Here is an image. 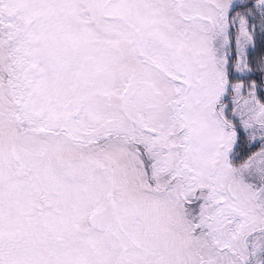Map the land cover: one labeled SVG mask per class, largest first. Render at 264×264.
Listing matches in <instances>:
<instances>
[{
  "label": "snow or ice",
  "instance_id": "6c2138e0",
  "mask_svg": "<svg viewBox=\"0 0 264 264\" xmlns=\"http://www.w3.org/2000/svg\"><path fill=\"white\" fill-rule=\"evenodd\" d=\"M0 264H264V0H0Z\"/></svg>",
  "mask_w": 264,
  "mask_h": 264
}]
</instances>
